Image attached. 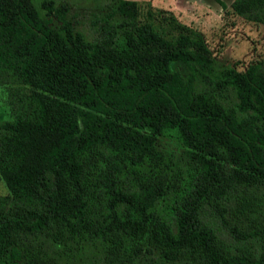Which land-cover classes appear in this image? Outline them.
<instances>
[{"label":"trees","instance_id":"1","mask_svg":"<svg viewBox=\"0 0 264 264\" xmlns=\"http://www.w3.org/2000/svg\"><path fill=\"white\" fill-rule=\"evenodd\" d=\"M229 7L264 24V0ZM110 13L88 38L0 0V264H264V68L171 10Z\"/></svg>","mask_w":264,"mask_h":264},{"label":"rangeland","instance_id":"2","mask_svg":"<svg viewBox=\"0 0 264 264\" xmlns=\"http://www.w3.org/2000/svg\"><path fill=\"white\" fill-rule=\"evenodd\" d=\"M66 6L67 16L88 37L97 36L104 19L111 23L113 0H52ZM144 6L171 10L182 22L199 30L220 64H236L242 68L259 61L264 68V24L233 13L231 0H136ZM12 84V83H10ZM8 82H0V120L11 117L7 99ZM158 143L178 152L180 145L164 137ZM8 189L0 177V194Z\"/></svg>","mask_w":264,"mask_h":264}]
</instances>
